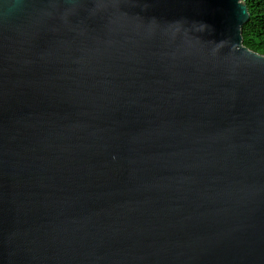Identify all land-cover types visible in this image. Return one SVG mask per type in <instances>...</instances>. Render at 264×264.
<instances>
[{"label":"water","instance_id":"water-1","mask_svg":"<svg viewBox=\"0 0 264 264\" xmlns=\"http://www.w3.org/2000/svg\"><path fill=\"white\" fill-rule=\"evenodd\" d=\"M243 2L0 0V264H264Z\"/></svg>","mask_w":264,"mask_h":264},{"label":"trees","instance_id":"trees-1","mask_svg":"<svg viewBox=\"0 0 264 264\" xmlns=\"http://www.w3.org/2000/svg\"><path fill=\"white\" fill-rule=\"evenodd\" d=\"M248 19L241 26V45L264 56V0H244Z\"/></svg>","mask_w":264,"mask_h":264}]
</instances>
